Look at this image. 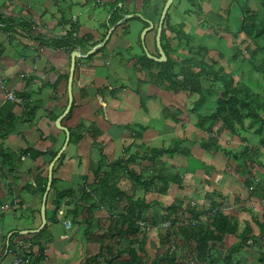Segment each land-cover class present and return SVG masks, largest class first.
I'll use <instances>...</instances> for the list:
<instances>
[{
  "label": "crops",
  "instance_id": "0c3cea01",
  "mask_svg": "<svg viewBox=\"0 0 264 264\" xmlns=\"http://www.w3.org/2000/svg\"><path fill=\"white\" fill-rule=\"evenodd\" d=\"M166 1L0 0V264H12L16 258L23 259L24 264H84L99 252L103 255L90 264H105L106 257H112L119 248L107 228L114 216L127 209L125 198L114 197L118 190L149 205L142 211V218L148 217L147 224L142 219L143 229L137 235L140 264H150L159 251L168 248L164 236L169 229L156 220L174 199L181 201L182 208L192 205L199 210L215 200L237 221L239 230L249 222L258 231L254 221L263 212V199L250 196L241 186L240 178L244 176L236 171V162L228 164L222 150L206 149L201 143L214 136L221 146L238 150L244 144L258 146L259 136L252 129L232 134L220 125L211 133L201 130L195 126L192 112L197 95L185 89L165 90L145 70L146 89L141 100L131 93L127 83H110L108 75L98 71L104 53L88 57L106 45V51L115 52L126 36L132 47L141 49L133 56L141 55L142 48L150 51L149 55L155 54L157 27ZM244 1L255 8L253 0ZM226 8H230L228 0H172L165 13L170 25L176 27L185 20V32L193 25L200 26L204 31L194 34L212 37L219 31L208 32L206 19L212 18L211 13H227ZM230 19L216 23L217 27L223 25L220 49L225 57L244 47L234 36L239 21ZM71 24L75 27L74 37L82 41L62 45L60 38ZM117 29L118 43L114 38L108 44ZM109 30V37L102 42ZM141 30L147 44L141 43ZM166 33L173 51L179 40L174 32L167 29ZM207 46L213 48V43ZM73 50L80 55L75 59L69 93ZM7 91L13 93V99L6 97ZM70 94L72 106L68 109ZM157 97L158 109L171 107V111L164 118L162 111L155 110L146 124L145 100ZM131 114H138L137 118L130 119ZM132 122H139V127L131 130ZM180 138L187 142L182 146L187 153L180 148L154 164L143 157L150 148L173 147ZM257 159L259 165L253 163L252 171L256 180H264V147H260ZM130 171L143 178L161 171L177 173L183 179L179 185L170 183L166 192L158 180L145 190ZM99 178L109 180L107 193L96 184ZM104 200L108 209L102 205ZM181 211L176 212L178 215L171 213V217L182 216ZM66 219L71 221L70 227L64 225ZM170 238H174L171 242L177 245L175 249L184 263L181 240ZM235 241V236H227L225 248ZM243 253L248 264L252 251L244 248ZM127 258L126 254L120 257ZM190 264H194L192 259Z\"/></svg>",
  "mask_w": 264,
  "mask_h": 264
},
{
  "label": "trees",
  "instance_id": "16d2710c",
  "mask_svg": "<svg viewBox=\"0 0 264 264\" xmlns=\"http://www.w3.org/2000/svg\"><path fill=\"white\" fill-rule=\"evenodd\" d=\"M184 23L180 22L176 27L170 25L165 13L161 23L160 47L166 58L163 61L154 60V56H160L158 46L153 56L149 55L150 51L142 48L141 55L132 58L134 64L140 65L138 68L141 71L147 70L150 77L167 90L185 89L198 96L193 101L192 107L197 128L211 133L217 125H220L232 134H240L243 130L252 129V132L259 136L258 146L244 144L238 150L221 146L214 136H209L201 145L206 149L222 150L230 161L228 164L236 162V171L244 176L240 178L241 186L250 196H259L264 201V180H256V175L252 171L253 163L259 165L257 158L260 155V147H264V9L250 6L243 8L242 18L239 20L237 33L234 36L237 35L239 46L244 44V47H239L234 52L231 51L229 57H225L221 49L209 48L203 41L197 43L195 34L184 31ZM167 29L174 32L179 40V45L173 51L169 45L170 35L166 33ZM74 30L75 27L71 24L65 35L60 38L63 41L62 45H75L77 40L82 41L81 38L74 37ZM183 41L186 45L190 41L195 44L194 55L196 53L201 55L195 57L192 54L193 47L190 46L189 54L180 57L177 50ZM217 56L221 59H217ZM226 59L229 61L223 64L218 61ZM235 63H239L240 68H235ZM243 71L248 76H245ZM205 87L207 91L203 94ZM211 94L215 96L212 99L209 97ZM203 106H206V110L201 111ZM162 112L163 117L166 118L168 110H162ZM183 141L184 138H180L173 147L169 148H150L143 157L154 164L163 156L181 151V149L187 152L186 148L182 147ZM130 175L138 184H142L145 190L151 189L154 182L158 180L164 192L170 183L179 185L183 179L180 174H166L162 171L146 178L132 171ZM96 184L99 185L102 193H107L111 188L107 178L103 180L99 178ZM122 194L123 192L118 190L114 193V197L116 199L125 198L127 209L120 211L118 216H114L116 218H112L113 221L107 228L113 243L119 248L112 257H106L105 264H140L136 248L137 235L142 232V221L146 220L147 224L148 217L142 218V211L149 205L147 206L143 200L135 198L134 195ZM220 206L221 203L212 200L206 209L199 210L192 205L182 208L181 201L174 199L170 205L164 207L163 212L158 214L161 219L156 221L161 220L160 223L163 224L167 221L170 224L167 225L169 230L164 236L168 248L159 251L150 264H190L191 259L194 264H247L243 253L244 248L252 251L250 255L259 264H264V209L260 217L254 221L258 226V231H254L249 222H245L242 230H239L237 221L224 212ZM177 211H181L182 216L171 217V213ZM171 236L179 238L183 244L184 263L181 262L183 257L175 249L177 245L174 241L171 242L174 239H171ZM227 236H235L236 241L230 247L225 248ZM124 254L128 258L120 259ZM101 255L103 253L99 252V255L89 257L84 264H90Z\"/></svg>",
  "mask_w": 264,
  "mask_h": 264
},
{
  "label": "rangeland",
  "instance_id": "374dc122",
  "mask_svg": "<svg viewBox=\"0 0 264 264\" xmlns=\"http://www.w3.org/2000/svg\"><path fill=\"white\" fill-rule=\"evenodd\" d=\"M228 1H229L230 8L229 9L226 8V12L227 13H225L223 11L220 12L222 14H215V13L212 14L211 13L212 18L206 19V24L208 25L207 31L208 32H217V31H219L218 34H215L212 37L209 36V35L202 36V35H199V34H195L196 40H198L197 43L200 42V41L205 42V44L206 43H213V47H216L217 49L220 50V48L222 46V43H223V40H221V36H220L223 25L222 26L220 25V26L217 27L216 23H218L219 21L220 22L225 21L226 18H228V17H231L230 20H233L235 22L239 21L240 10L246 6L244 0H228ZM253 1L255 2L254 6L256 8L258 7V8H261L262 10L264 9V4L261 5L263 0H253ZM249 2H252V1H249ZM249 2H248V4H249ZM217 5H219V2H218ZM218 15L224 17L225 20H221V18H219ZM234 15H236L237 17L236 18H232ZM237 18H238V20H237ZM190 23L193 25L194 24V20L190 21ZM213 23H215V24H213ZM212 25H214V26L212 27ZM189 27L190 26L187 24L186 28H189ZM204 29L205 28H203V27H200V26L199 27H195L193 25L190 30H188V29H185V30L189 31L190 34H194L197 31L198 32H203ZM142 30H141V32H142ZM117 32H119V29L115 30V34L111 36L112 40H109L108 44L109 43L111 44V41H113L114 38H115L114 43H116V44L118 43L119 38H117L118 36H116ZM141 34L142 33H140L141 43H142V41H145V43L147 44V36L145 37V40H142L143 39V34L142 35ZM118 35H121V33H118ZM105 39H106V37L103 39V41H105ZM123 39L125 40V43H123L124 40L121 41L118 44V49L115 52L114 51L111 52L110 50L109 51L107 50L108 51L107 52L106 51L107 45H106V46H104L102 48L97 49L95 51V53H91L90 57H93V56L97 57L100 53H104L106 57H104L103 62L100 65H98V71H100V73L103 72L105 75H108V77H109L108 81L110 83L113 82V83H115L117 85L120 83V81L123 82V83H127L128 84L127 88L128 89L129 88L132 89L131 93L136 94L137 96H139V98L141 100H143V97L141 95H142V93L145 92V89H146V83L144 81L145 80V77H144L145 72L141 71V70H138V67L136 65H134V61L132 59L134 57L133 56L134 54L141 52L140 51L141 49H139V50L136 49L137 46H135V47L133 46L132 47L131 46L132 42L130 41L131 39H129V37L126 36ZM194 45L195 44H193L191 41L189 43H187V45L183 41L182 44L180 45V49L181 50H179L177 52V54L180 55V57L187 56L189 54L188 50H189L190 46H192L193 47L192 48V50H193L192 54L194 55V51H195ZM131 47L133 49H131ZM90 50H88V51H90ZM200 55H201L200 53H196L194 56L197 57V56H200ZM100 56L101 55H99L98 57H100ZM218 61H219V63H222V64L225 63V61H221V60H218ZM106 63H108V64H106ZM243 65L246 66L245 64H243ZM234 67L235 68H237V67L240 68V64L239 63H235ZM77 70H78V67H76V73H77ZM244 70H245V68H244ZM243 74H245V76H248V75H246V72H244ZM251 75L252 74H250V76ZM147 78H149V77L147 76ZM161 87L163 89L167 90L163 85H161ZM170 91H172V90H170ZM206 91L207 90H206V87H205L203 89V94L206 93ZM197 97L198 96H194V100ZM145 103H146V108L148 109L146 111V109L143 107V109L146 112V115L144 116V119L146 118V122H145L146 124L149 123V120H150V117H151L150 115H155L154 114V113H156L155 110H159V111H162V110H166L167 111L168 110V112L171 111V109H169L171 107H161L160 108V106H159V109H158V103H159V98L158 97L156 99H153V100H151V98H147L145 100ZM202 110H206V108L203 106L201 108V111ZM128 115H129V112H128ZM137 115L138 114H131L129 117H130V119H133L135 117L137 118ZM137 121H138V119H137ZM137 123H139V122H137ZM137 123L136 122H132L131 124H129V128L131 130H133L134 128H138L139 124H137ZM124 128H126V127H124ZM186 143H187L186 141H183L182 145H186ZM98 148H99V149H97L98 153H100L101 149H100V147H98ZM226 180H228V178ZM234 188L235 187H227L228 190H232ZM108 200L110 201V199H107V201ZM107 201L104 200L103 203H102L103 207H105L104 209H108L107 206L105 205L106 203H108ZM231 210H232L231 208L228 209V211H231ZM161 228H164V227H161ZM248 264H259V263L256 261V259L254 257H251V258H249Z\"/></svg>",
  "mask_w": 264,
  "mask_h": 264
},
{
  "label": "water",
  "instance_id": "95a60500",
  "mask_svg": "<svg viewBox=\"0 0 264 264\" xmlns=\"http://www.w3.org/2000/svg\"><path fill=\"white\" fill-rule=\"evenodd\" d=\"M172 0H167L165 2V5H164V8H163V11H162V14L164 16L165 12L167 11L168 9V6L170 5V2ZM161 23H162V20H160L159 24H158V27H157V33H156V45L159 47V54L160 56L159 57H154V59L156 61H163L166 57H165V54L164 52L162 51L161 47H160V33H161ZM150 27L152 28L153 25L150 24ZM146 30V28L144 29V31ZM110 31L112 30H109V33L106 35V39L109 37V34H110ZM144 31L142 32V34L144 33ZM105 39V41H106ZM103 41V42H105ZM93 50H90L89 52H92ZM79 52L77 50H73L71 52V55H70V58H71V61H70V68H69V76H68V91L69 93H71V85H72V78H73V72H74V68H75V59L77 56H79ZM71 100H72V96L71 94L69 95V103H68V109L69 107L71 106ZM60 154V153H59ZM58 157V154L57 156ZM53 164V163H52ZM52 164L50 165V168H49V172L51 173V170H52ZM41 218H42V225L45 223V212H44V207H42L41 209ZM37 230V229H36ZM36 230H32V231H36Z\"/></svg>",
  "mask_w": 264,
  "mask_h": 264
},
{
  "label": "built area",
  "instance_id": "2783aa9c",
  "mask_svg": "<svg viewBox=\"0 0 264 264\" xmlns=\"http://www.w3.org/2000/svg\"><path fill=\"white\" fill-rule=\"evenodd\" d=\"M6 97L7 98H9V99H13L14 98V95H13V93L11 92V91H7L6 92ZM64 225L66 226V227H70L71 226V221L69 220V219H66L65 221H64ZM163 225H169V222H165V224H163ZM12 264H24V260L23 259H21V258H16L14 261H13V263Z\"/></svg>",
  "mask_w": 264,
  "mask_h": 264
}]
</instances>
